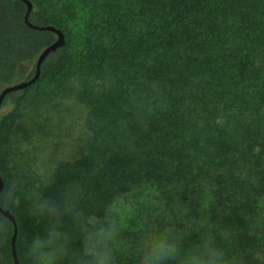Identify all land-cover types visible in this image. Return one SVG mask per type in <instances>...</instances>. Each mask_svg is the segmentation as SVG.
<instances>
[{"label":"trees","instance_id":"obj_1","mask_svg":"<svg viewBox=\"0 0 264 264\" xmlns=\"http://www.w3.org/2000/svg\"><path fill=\"white\" fill-rule=\"evenodd\" d=\"M28 1V21L58 29L64 44L44 58L33 84L0 105V192L14 179L19 193L16 206L1 208L14 219L18 263L31 264L27 244L45 235L48 221L30 213L28 194L42 180L18 157L17 118L71 99L83 109L87 144L78 158L50 164L51 183L43 189L60 204L67 186L78 185L81 215L62 218L71 246L61 264H73L83 248L80 223L103 219L127 199L145 209L138 218L135 207L131 219L151 230L175 227L184 251L211 234L229 255L261 264L264 0ZM24 13L21 1L0 0V89L25 73L29 79L56 38L27 27ZM34 130L31 122L24 136ZM0 221V250L13 264V225L1 214ZM140 235L121 225L118 246L127 247L119 264H136Z\"/></svg>","mask_w":264,"mask_h":264},{"label":"clouds","instance_id":"obj_2","mask_svg":"<svg viewBox=\"0 0 264 264\" xmlns=\"http://www.w3.org/2000/svg\"><path fill=\"white\" fill-rule=\"evenodd\" d=\"M51 175H47L37 183L28 194L30 213L33 218H46L48 227L44 236H35L27 244V256L31 264H61L69 254L71 239L67 232L62 231V218L80 216L77 210L78 185H69L62 194V201L57 204L45 198L43 189L51 183ZM19 202L17 182H8L5 191L0 192V207L12 208ZM3 222L0 221V228ZM83 235V248L73 253V264H116L118 241L121 236V225L116 218L105 210L100 219L91 217V222L80 223ZM141 235L136 253V264H244L242 257L234 253L229 255L223 248L217 247L215 237L204 234L201 242L187 251L182 248L183 237L175 227L162 230H151L139 225ZM230 232L225 230L223 238L228 239ZM257 259L264 264V253H258ZM0 261L8 264L6 253L0 250Z\"/></svg>","mask_w":264,"mask_h":264},{"label":"rangeland","instance_id":"obj_3","mask_svg":"<svg viewBox=\"0 0 264 264\" xmlns=\"http://www.w3.org/2000/svg\"><path fill=\"white\" fill-rule=\"evenodd\" d=\"M82 28L83 21L82 14H80V18L73 25L75 38L79 39ZM26 75L27 73L19 81H22ZM46 97L51 98L50 93H46ZM54 106L57 107L55 110L44 107L21 114L17 118L19 131L13 135L14 139L22 140L18 145L19 153L22 154V156H18L19 159L28 160V165L32 167L41 180L47 176L50 164L53 161L78 158L85 149L88 139L81 123L83 109L79 105L71 99H65L57 102ZM57 116H61V121H58ZM31 122L34 124V131L38 133L34 132L32 136L26 137L23 131L30 128ZM29 143L32 145H28ZM15 158L17 157L15 156ZM135 207L140 212L139 218L141 214L143 215L145 209L139 207L136 203L134 204L132 199L119 201L108 211L122 225V228L126 227L127 232L139 234L140 232L137 229L139 225H142V222L131 219L136 215ZM123 241L124 243L127 242V236L123 237ZM126 247L120 248L118 246L116 264H119L117 261L119 253Z\"/></svg>","mask_w":264,"mask_h":264},{"label":"water","instance_id":"obj_4","mask_svg":"<svg viewBox=\"0 0 264 264\" xmlns=\"http://www.w3.org/2000/svg\"><path fill=\"white\" fill-rule=\"evenodd\" d=\"M19 1H21L25 5V13H24L23 21L26 24V26L29 27L30 29H33L36 31L52 32L56 38L51 44H49L44 49H42V51L37 56L35 63H34L33 75L29 79L19 81L17 83H14V84L9 85V86H5V87L0 89V105L2 103L3 98L8 93L18 91V90H23V89L27 88L28 86H30L31 84H33L39 77L40 65H41L42 61L44 60V58L50 52H53L54 50H56L57 48L61 47L64 44L63 35L58 29L51 27V26H38V25L31 24L28 21V15L32 9L30 2L28 0H19ZM1 187H2V181L0 179V190H1ZM0 214L3 215L6 219H8L11 222V224L13 225V233H12V237H11V256H12L13 264H19L17 257H16L15 248H14V240H15V235H16V228H15L14 219H13L12 215L6 209H2L1 207H0Z\"/></svg>","mask_w":264,"mask_h":264}]
</instances>
